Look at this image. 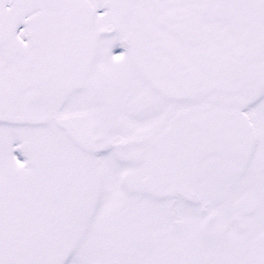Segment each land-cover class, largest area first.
<instances>
[{"label": "snow or ice", "instance_id": "6c2138e0", "mask_svg": "<svg viewBox=\"0 0 264 264\" xmlns=\"http://www.w3.org/2000/svg\"><path fill=\"white\" fill-rule=\"evenodd\" d=\"M0 264H264V0H0Z\"/></svg>", "mask_w": 264, "mask_h": 264}]
</instances>
